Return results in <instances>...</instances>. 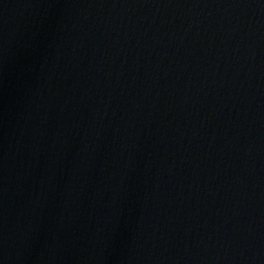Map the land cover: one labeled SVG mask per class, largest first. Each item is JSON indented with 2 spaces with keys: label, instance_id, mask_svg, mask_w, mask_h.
Instances as JSON below:
<instances>
[{
  "label": "water",
  "instance_id": "95a60500",
  "mask_svg": "<svg viewBox=\"0 0 264 264\" xmlns=\"http://www.w3.org/2000/svg\"><path fill=\"white\" fill-rule=\"evenodd\" d=\"M0 264H264V0H0Z\"/></svg>",
  "mask_w": 264,
  "mask_h": 264
}]
</instances>
